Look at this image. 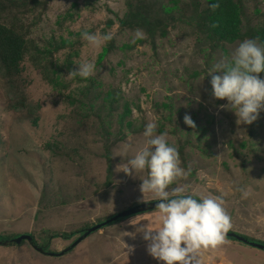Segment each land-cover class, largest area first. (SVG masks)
<instances>
[{"label":"rangeland","instance_id":"rangeland-1","mask_svg":"<svg viewBox=\"0 0 264 264\" xmlns=\"http://www.w3.org/2000/svg\"><path fill=\"white\" fill-rule=\"evenodd\" d=\"M158 1L166 31L152 38L143 28L121 26L128 0H0V25L24 28L28 47L15 85L0 75V237L30 235L46 246L45 234L87 230L156 201L140 191L146 172L118 170L145 146V125L155 123L190 169L172 187L199 198L222 197L229 231L264 242V111L253 124L238 126L234 113L220 107L227 101L212 97L208 76L249 38L216 45L191 20V5L203 8L205 0ZM245 7L243 31L262 24L264 0H245ZM85 31L112 39L94 47L81 38ZM86 62L96 65L92 77H67ZM157 215L118 221L62 257L44 255L28 242L0 247V264H160L137 232L147 223L155 228ZM80 236L52 240L49 252H63ZM197 259L264 264V251L225 238Z\"/></svg>","mask_w":264,"mask_h":264},{"label":"clouds","instance_id":"clouds-1","mask_svg":"<svg viewBox=\"0 0 264 264\" xmlns=\"http://www.w3.org/2000/svg\"><path fill=\"white\" fill-rule=\"evenodd\" d=\"M142 30L136 29L137 39ZM81 38L94 47L112 39L110 33L98 36L83 32ZM94 62L78 65L67 77L87 80L96 72ZM264 43L246 39L239 43L230 56L213 66L209 71L211 95L215 100H226L220 107L231 111L236 124L251 125L264 111ZM184 123L194 128L190 116L185 115ZM145 146L131 158L118 166L126 175L136 176L146 172L141 180L140 191L150 193L156 201L158 215L153 222L137 228L147 242L148 254L160 264H199L200 252L215 249L225 242L231 229V216L220 196L208 195L196 198L185 194L181 186L172 187L190 174V169L181 166L177 147L170 144L167 133H158L155 123H148L142 133ZM122 169V170H121Z\"/></svg>","mask_w":264,"mask_h":264},{"label":"trees","instance_id":"trees-1","mask_svg":"<svg viewBox=\"0 0 264 264\" xmlns=\"http://www.w3.org/2000/svg\"><path fill=\"white\" fill-rule=\"evenodd\" d=\"M191 6L193 13L191 20L194 23L193 25L216 43V45L222 42L232 43L238 40H244L245 38L255 39L258 43H264V17L261 25L257 27L248 25L243 31V19L246 17L245 0H205L204 6L202 5L203 8H201L197 1ZM23 7L25 8V5ZM128 9L129 13L127 17L121 22L123 29L143 28L152 38L159 31L162 34L165 33L166 23L163 21L161 13H165L166 10L160 4V1L128 0ZM60 46L65 45L61 44ZM27 48L24 28L18 30L16 27L9 28L5 25H0V75L11 80L10 84L12 86L15 85V79L22 75L23 69L21 64L27 53ZM261 75L264 76V74ZM21 104H24V102ZM33 123L36 124V120ZM106 160L108 162V179H111L113 170L111 167V150L109 148L107 149ZM194 197L199 198L197 196ZM84 231L82 229L67 235L45 234L48 236L46 246H39L33 237V244L49 252V246L52 240L61 239L71 241L76 236L82 235ZM229 240L236 242L234 239L229 238ZM0 241L9 240L0 237ZM24 243L19 246H23ZM260 243L264 244V242ZM14 246L15 244L11 245V247Z\"/></svg>","mask_w":264,"mask_h":264},{"label":"water","instance_id":"water-1","mask_svg":"<svg viewBox=\"0 0 264 264\" xmlns=\"http://www.w3.org/2000/svg\"><path fill=\"white\" fill-rule=\"evenodd\" d=\"M158 203L157 201H151V202H144L141 204H138L136 206H132L129 209L113 216L112 218L106 220L103 223H99L87 230L84 231V233L66 250H64L61 253H52V252H46L42 248H39L38 246L34 245V238L30 235H22L16 239H13L11 241H0V247H8L11 246L12 244L15 245H21L23 242H28L33 245V247L40 253L48 256H54V257H62L65 256L66 254L70 253L72 250H74L77 246H79L84 240H86L88 237L91 235L95 234L96 232H99L100 230L104 229L105 227L112 225L116 222H118L121 219H126L130 218L132 216H136L142 213L150 212V211H155L158 209H155V205ZM225 238H230L236 240L238 243H242L244 245H247L251 248L264 251V244L257 242V241H252L248 238H245L243 236L237 235L236 233H233L231 231H228L226 234Z\"/></svg>","mask_w":264,"mask_h":264}]
</instances>
